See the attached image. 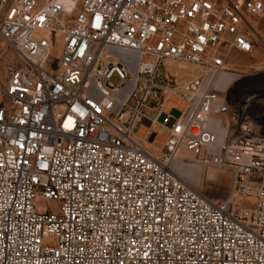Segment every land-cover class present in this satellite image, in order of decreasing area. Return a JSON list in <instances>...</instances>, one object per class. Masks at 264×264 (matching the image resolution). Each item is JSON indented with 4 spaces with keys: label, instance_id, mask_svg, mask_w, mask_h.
Listing matches in <instances>:
<instances>
[{
    "label": "built area",
    "instance_id": "1",
    "mask_svg": "<svg viewBox=\"0 0 264 264\" xmlns=\"http://www.w3.org/2000/svg\"><path fill=\"white\" fill-rule=\"evenodd\" d=\"M257 22L264 0H0V264H264V88L228 66Z\"/></svg>",
    "mask_w": 264,
    "mask_h": 264
},
{
    "label": "rangeland",
    "instance_id": "2",
    "mask_svg": "<svg viewBox=\"0 0 264 264\" xmlns=\"http://www.w3.org/2000/svg\"><path fill=\"white\" fill-rule=\"evenodd\" d=\"M257 25L260 27V37L264 40V29L262 28V22H257ZM18 63V61H15ZM50 67H55V61L50 60ZM173 66L177 67L173 69ZM229 69L233 71H238L243 78H250L251 76L262 75L264 74V46L262 43L257 40L254 46V49L250 54H242L236 51L230 53L228 59ZM168 70L175 75H181L184 78L190 77L192 74L197 72L196 69L193 71H187L184 69L183 65H175L173 62L165 61L160 68V74ZM0 76L4 77V69L0 68ZM235 79V78H234ZM158 80H161L159 75ZM235 81V80H234ZM238 81H235L237 83ZM254 88V87H253ZM263 89V88H262ZM261 90V89H260ZM264 93V92H263ZM146 114L150 117L155 116V112L147 111ZM140 125L135 127L134 132L138 133ZM162 141L164 139H161ZM152 150L158 147L149 146ZM201 174L199 176L194 175L191 179L198 182L202 191L212 198H224L230 193V183H231V174L226 171H219L212 168H203L201 169ZM197 176V177H196ZM200 177V178H199ZM48 207L52 208L53 203H48Z\"/></svg>",
    "mask_w": 264,
    "mask_h": 264
},
{
    "label": "bare ground",
    "instance_id": "3",
    "mask_svg": "<svg viewBox=\"0 0 264 264\" xmlns=\"http://www.w3.org/2000/svg\"><path fill=\"white\" fill-rule=\"evenodd\" d=\"M232 52V51H231ZM230 52V53H231ZM230 57V55H229ZM177 67L173 66V69H176ZM234 76L228 75V74H224L221 76V80H225V81H232L234 80ZM255 80H253L252 82H248L249 85L254 87V90L258 91L262 88H264V74L262 75H257L254 77ZM237 86V84H236ZM144 130H141L138 134V136L143 139L144 137ZM152 146V145H151ZM174 168L175 171L181 176V177H187V178H192L194 175L199 176V174H201V168H199L198 165H196L195 163H192V165H183L182 163H174ZM196 176V177H197ZM200 178V177H199Z\"/></svg>",
    "mask_w": 264,
    "mask_h": 264
},
{
    "label": "crops",
    "instance_id": "4",
    "mask_svg": "<svg viewBox=\"0 0 264 264\" xmlns=\"http://www.w3.org/2000/svg\"><path fill=\"white\" fill-rule=\"evenodd\" d=\"M183 67H184V69H186L187 71H193V68L192 67H188V66H186V65H183ZM192 76H194V74H192L190 77H188V78H191Z\"/></svg>",
    "mask_w": 264,
    "mask_h": 264
}]
</instances>
